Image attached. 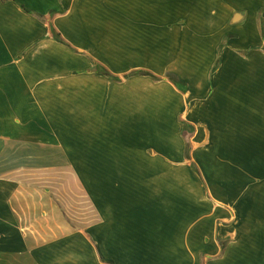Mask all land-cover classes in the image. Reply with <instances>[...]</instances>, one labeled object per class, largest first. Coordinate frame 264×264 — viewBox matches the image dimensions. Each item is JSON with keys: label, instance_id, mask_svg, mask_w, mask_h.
I'll return each mask as SVG.
<instances>
[{"label": "crops", "instance_id": "crops-1", "mask_svg": "<svg viewBox=\"0 0 264 264\" xmlns=\"http://www.w3.org/2000/svg\"><path fill=\"white\" fill-rule=\"evenodd\" d=\"M0 264H264V0H0Z\"/></svg>", "mask_w": 264, "mask_h": 264}, {"label": "rangeland", "instance_id": "rangeland-1", "mask_svg": "<svg viewBox=\"0 0 264 264\" xmlns=\"http://www.w3.org/2000/svg\"><path fill=\"white\" fill-rule=\"evenodd\" d=\"M51 37H52V39H54L55 41H57L58 43H60V44H62V45H65V46H67V44H66V42L63 40V38L61 37V36H59L56 32H54V30L51 28ZM97 70H99V72L101 73V74H103L104 72H107L106 70H103L102 68L101 69H97ZM176 82V85L177 86H179L181 89H183V87H184V84H182L181 82L179 83V82H177V81H175ZM192 136H193V134H192ZM191 150H192V146H191ZM58 181L59 182H61V179H58ZM48 186H50V184H47ZM52 186H58V185H56V184H53L52 183ZM57 189V188H56ZM75 191V190H74ZM73 191V192H74ZM58 196H57V198H59V201H61L63 204H65L60 198V194H57ZM69 204L71 203L72 205H73V208L74 209H72L71 211L73 212V217L74 216H76V215H79V214H81V213H83V208L84 207H86L84 204V201H85V199L84 198H82L81 196H79L78 194H74V196H73V200H71V199H69ZM84 203V204H83ZM65 206H66V204H65ZM90 216V218H92L91 217V215H89Z\"/></svg>", "mask_w": 264, "mask_h": 264}, {"label": "trees", "instance_id": "trees-1", "mask_svg": "<svg viewBox=\"0 0 264 264\" xmlns=\"http://www.w3.org/2000/svg\"><path fill=\"white\" fill-rule=\"evenodd\" d=\"M105 76L107 77H110L111 75L109 74V72H104L103 73ZM137 74H140V73H137ZM183 137L186 141V150H185V156H186V159L187 160H191V154H190V151H191V147H190V139L192 137V133H189L187 131V129L185 128L183 130Z\"/></svg>", "mask_w": 264, "mask_h": 264}]
</instances>
